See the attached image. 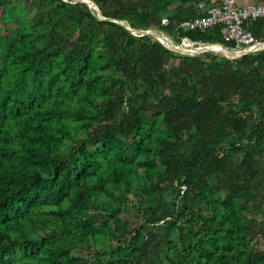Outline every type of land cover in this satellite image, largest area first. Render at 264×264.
Wrapping results in <instances>:
<instances>
[{"label":"trees","instance_id":"obj_1","mask_svg":"<svg viewBox=\"0 0 264 264\" xmlns=\"http://www.w3.org/2000/svg\"><path fill=\"white\" fill-rule=\"evenodd\" d=\"M14 1L0 0V264H264V50L181 54L85 3ZM89 1L177 45L232 47L220 26L181 28L191 0ZM247 27L264 42V20Z\"/></svg>","mask_w":264,"mask_h":264},{"label":"built area","instance_id":"obj_2","mask_svg":"<svg viewBox=\"0 0 264 264\" xmlns=\"http://www.w3.org/2000/svg\"><path fill=\"white\" fill-rule=\"evenodd\" d=\"M204 5L205 3L202 1L198 7L202 8ZM259 20H264V5L239 6L236 0H220L218 4L209 6L202 15L184 22L181 28L188 31L205 32L220 26L224 42L232 45L231 48L226 47V49L242 52L254 50L261 46L262 42L257 40L253 32L247 27L248 23ZM167 23L168 20L164 19L163 24L166 25ZM182 41V47L186 41L193 42L189 38H184ZM200 43L193 42L192 48H183L193 49Z\"/></svg>","mask_w":264,"mask_h":264},{"label":"water","instance_id":"obj_3","mask_svg":"<svg viewBox=\"0 0 264 264\" xmlns=\"http://www.w3.org/2000/svg\"><path fill=\"white\" fill-rule=\"evenodd\" d=\"M76 2H81V3L87 4L91 9H93L95 12H97V16L102 20L117 22L120 25L124 26L128 31H130L134 35H141V36L149 35V36L157 39L159 42H161L167 48H169L175 52L181 53V54L200 55L203 53H213V54L221 55V56H224L228 59L234 60V59L242 58L244 56L254 54V53H257V52L264 50V42H262L261 46H259L258 48L254 49V50H246V51H242V52H234V51L228 50L226 48H223L222 46H217L218 47L217 48L214 45H202L201 43L198 44V46H196L193 49H186V48L181 47L180 45H177L168 37L161 36L157 33L151 32V31H146V30L140 31V30L132 29L131 27L128 26L127 22H125V21H117V20H113L110 18H105L101 14V11L99 10L98 6L95 5L94 3H90L87 0H77ZM94 6L97 7V10L94 9ZM227 53H231L234 55L231 57L230 56L228 57Z\"/></svg>","mask_w":264,"mask_h":264},{"label":"crops","instance_id":"obj_4","mask_svg":"<svg viewBox=\"0 0 264 264\" xmlns=\"http://www.w3.org/2000/svg\"><path fill=\"white\" fill-rule=\"evenodd\" d=\"M202 1L205 3V5L202 8H199L198 5ZM219 1L220 0H191V5L196 4L201 15V13H204L209 6L216 5L219 3ZM236 1L239 6L260 5V4L264 5V0H236Z\"/></svg>","mask_w":264,"mask_h":264},{"label":"bare ground","instance_id":"obj_5","mask_svg":"<svg viewBox=\"0 0 264 264\" xmlns=\"http://www.w3.org/2000/svg\"><path fill=\"white\" fill-rule=\"evenodd\" d=\"M194 46L193 42H188L186 41L184 44H183V47H187V48H192ZM182 47V46H181ZM217 47V46H215ZM218 48V47H217ZM228 54V57L230 56H233L234 54H231V53H227Z\"/></svg>","mask_w":264,"mask_h":264},{"label":"rangeland","instance_id":"obj_6","mask_svg":"<svg viewBox=\"0 0 264 264\" xmlns=\"http://www.w3.org/2000/svg\"><path fill=\"white\" fill-rule=\"evenodd\" d=\"M75 1H77V0H75ZM87 1H89V0H87ZM14 2L16 3V0H15ZM89 2H90V3H93V2H91V1H89ZM94 9L97 10V7L94 6ZM0 14H1V10H0ZM182 42H183V41H182ZM180 46H182V43L180 44ZM258 246H259L260 248H264L262 242H261ZM232 264H234V263H232Z\"/></svg>","mask_w":264,"mask_h":264}]
</instances>
